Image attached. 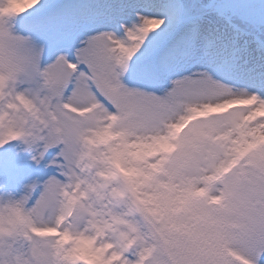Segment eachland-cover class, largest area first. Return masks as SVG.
Wrapping results in <instances>:
<instances>
[{
  "label": "snow or ice",
  "instance_id": "obj_1",
  "mask_svg": "<svg viewBox=\"0 0 264 264\" xmlns=\"http://www.w3.org/2000/svg\"><path fill=\"white\" fill-rule=\"evenodd\" d=\"M0 264H264V2L0 0Z\"/></svg>",
  "mask_w": 264,
  "mask_h": 264
}]
</instances>
